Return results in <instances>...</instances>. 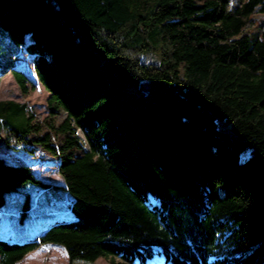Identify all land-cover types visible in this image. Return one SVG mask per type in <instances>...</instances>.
<instances>
[{
    "label": "trees",
    "instance_id": "obj_1",
    "mask_svg": "<svg viewBox=\"0 0 264 264\" xmlns=\"http://www.w3.org/2000/svg\"><path fill=\"white\" fill-rule=\"evenodd\" d=\"M20 50L48 117L0 101V139L55 156L67 209L33 240L0 237V264L47 244L69 264H264V0H0V77L26 94ZM151 79L217 127L147 101L138 84ZM26 182L49 185L0 156V206Z\"/></svg>",
    "mask_w": 264,
    "mask_h": 264
},
{
    "label": "rangeland",
    "instance_id": "obj_2",
    "mask_svg": "<svg viewBox=\"0 0 264 264\" xmlns=\"http://www.w3.org/2000/svg\"><path fill=\"white\" fill-rule=\"evenodd\" d=\"M260 14H254L251 22L244 29L250 37L259 32ZM157 52L142 56L143 62L157 61ZM15 67L22 70L31 80L32 89L22 94L17 81L11 72H6L0 77V101L11 100L19 104H26L39 121L48 117L46 110L47 92L38 83L33 69V62L23 50H20L15 59ZM64 113L59 111L55 116V122L62 120ZM79 138L84 143V137L77 131ZM85 144V143H84ZM34 148L29 152L27 147ZM11 143L5 142L4 136L0 139V156L12 164H27L31 170L44 182L49 183L46 187L26 182L13 190L2 193V204L0 206V234L9 235L14 241H27L35 239L44 229L59 221L58 213L66 210L63 180L57 171L55 156L44 151L40 146L30 142ZM86 145V144H85ZM28 147V148H29ZM24 200L28 202V208L19 216L21 205ZM40 246L28 252L20 264H66L62 256L50 247ZM113 256H100L97 259L84 260L74 259L71 264H111ZM116 259V258H114ZM118 260V258L116 259ZM148 264H162L161 260H152Z\"/></svg>",
    "mask_w": 264,
    "mask_h": 264
},
{
    "label": "water",
    "instance_id": "obj_3",
    "mask_svg": "<svg viewBox=\"0 0 264 264\" xmlns=\"http://www.w3.org/2000/svg\"><path fill=\"white\" fill-rule=\"evenodd\" d=\"M138 90L144 94L147 101L172 115L201 126L217 127L215 117L209 111L200 110L163 80H142L138 84Z\"/></svg>",
    "mask_w": 264,
    "mask_h": 264
},
{
    "label": "crops",
    "instance_id": "obj_4",
    "mask_svg": "<svg viewBox=\"0 0 264 264\" xmlns=\"http://www.w3.org/2000/svg\"><path fill=\"white\" fill-rule=\"evenodd\" d=\"M0 237H3V238H5V239H7V240H13V238H11L9 235H3V234H0ZM41 246H43V245H41ZM44 247H50L51 249H53V250H55L57 253H59L60 254V256H62V258H63V261L66 263V264H69V260H68V257H67V255H66V252H65V250L63 249V248H61L60 246H58V245H54V244H47V245H45ZM39 248V247H38ZM27 254V253H26ZM25 254V255H26ZM24 255V256H25ZM24 256L22 257V259L20 260V261H18L17 263H15V264H20V263H22L23 262V260H24ZM71 264V263H70Z\"/></svg>",
    "mask_w": 264,
    "mask_h": 264
},
{
    "label": "built area",
    "instance_id": "obj_5",
    "mask_svg": "<svg viewBox=\"0 0 264 264\" xmlns=\"http://www.w3.org/2000/svg\"><path fill=\"white\" fill-rule=\"evenodd\" d=\"M71 201H72V199H71Z\"/></svg>",
    "mask_w": 264,
    "mask_h": 264
}]
</instances>
